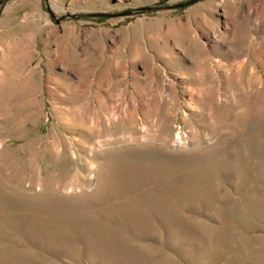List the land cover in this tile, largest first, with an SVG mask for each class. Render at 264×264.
Here are the masks:
<instances>
[{"label": "rangeland", "instance_id": "obj_1", "mask_svg": "<svg viewBox=\"0 0 264 264\" xmlns=\"http://www.w3.org/2000/svg\"><path fill=\"white\" fill-rule=\"evenodd\" d=\"M0 5V264H264V0Z\"/></svg>", "mask_w": 264, "mask_h": 264}, {"label": "water", "instance_id": "obj_2", "mask_svg": "<svg viewBox=\"0 0 264 264\" xmlns=\"http://www.w3.org/2000/svg\"><path fill=\"white\" fill-rule=\"evenodd\" d=\"M6 0H0V5ZM196 0H188L185 2H181L179 4H174V5H169V6H160V5H149V6H143V7H139L136 9H129L126 11H122V12H114V13H89L91 16H112V17H116V16H123V15H129V14H133L135 12H141V11H147V10H157V9H161V8H165V7H183V6H187L193 2H195Z\"/></svg>", "mask_w": 264, "mask_h": 264}]
</instances>
